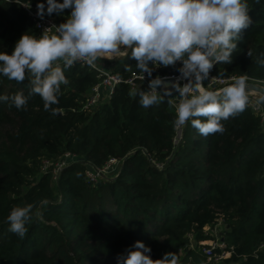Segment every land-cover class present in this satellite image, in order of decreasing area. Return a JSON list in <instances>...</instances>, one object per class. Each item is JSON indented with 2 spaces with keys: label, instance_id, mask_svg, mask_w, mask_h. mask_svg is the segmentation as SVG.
I'll list each match as a JSON object with an SVG mask.
<instances>
[{
  "label": "trees",
  "instance_id": "16d2710c",
  "mask_svg": "<svg viewBox=\"0 0 264 264\" xmlns=\"http://www.w3.org/2000/svg\"><path fill=\"white\" fill-rule=\"evenodd\" d=\"M23 1L47 2L0 0V52L11 54L23 34H42ZM248 3L252 24L232 63L217 64L212 73L246 74L264 85V67L256 62L264 53V0ZM64 12L70 15L69 9ZM97 63L109 68L111 60ZM135 64L129 55L110 68L128 78L140 74ZM177 69L157 67L152 77ZM98 74L80 63L66 69L69 83L61 86L55 116L38 95L29 98L26 110L0 101V264H117L137 240L151 248L152 259L175 252L179 264H215L201 241L217 238L231 252L217 264H264L261 116L249 107L222 122L223 134L208 137L189 123L175 146V106L165 97L141 107L137 91L146 90L143 80L135 78V88L122 82L111 98L84 108ZM20 90L28 94L27 79L17 83L0 74V96ZM66 152L80 160L65 166L57 179L52 166L42 169L44 160L53 165ZM109 158L122 160L117 175L90 182L86 162L102 167ZM45 198L50 203L43 220L34 215L23 239L9 231L6 218L14 206L34 203L38 209Z\"/></svg>",
  "mask_w": 264,
  "mask_h": 264
},
{
  "label": "clouds",
  "instance_id": "9594fccd",
  "mask_svg": "<svg viewBox=\"0 0 264 264\" xmlns=\"http://www.w3.org/2000/svg\"><path fill=\"white\" fill-rule=\"evenodd\" d=\"M37 9L43 18L45 4ZM65 9H71L65 22L45 28L39 37L23 34L11 54L0 52V74L17 83L28 80L27 95L20 90L0 96V101L26 110L29 98L38 95L44 110L55 116L61 86L69 83L66 69L77 62L95 68L100 59L130 55L141 78H150L149 90L137 91L140 106L149 108L169 97L178 128L190 123L201 136L223 134V121L264 105V91H254L246 74L231 77L218 90L205 87V81L216 79L210 78L215 65L232 63L244 30L252 24L248 0H47V15ZM247 55L252 57V50ZM256 62L264 67V53ZM177 63L178 78H151L154 68ZM173 92L179 96L173 98ZM49 203L45 198L38 209L34 203L14 206L6 218L9 231L23 239L28 222L34 215L43 220ZM133 249L118 256L117 264H179L175 252L152 259L151 248L139 240Z\"/></svg>",
  "mask_w": 264,
  "mask_h": 264
},
{
  "label": "built area",
  "instance_id": "2783aa9c",
  "mask_svg": "<svg viewBox=\"0 0 264 264\" xmlns=\"http://www.w3.org/2000/svg\"><path fill=\"white\" fill-rule=\"evenodd\" d=\"M41 3L45 4V15L43 16V18L37 15V12H38L37 5L39 3L34 4L31 2H24V1L20 3L21 7L25 10L27 15L31 18L32 22L34 23L35 27L38 29L40 33H42L45 28H48L54 25L58 26L60 24L57 18L54 16V13L52 15H47V12H46L47 2H41ZM77 63L86 65L82 62H77ZM177 66L179 68L181 65L177 63ZM95 69L99 71V74H98L99 80L92 87L90 94L84 104V108L88 110H92L96 108L101 102L111 98L117 86L120 83L127 82L131 86V88H135L136 86L135 78L143 80L141 78L142 73L134 75L132 77L123 78L119 72L114 71V69L101 67L97 62H96ZM179 75H180L179 72L176 71V72L168 73L161 77L172 80V79L178 78ZM233 76H238V75H230V76L223 77V76H218V75L213 74L211 70L210 78L216 77V79L212 81H205V87L218 90L226 86V82H230V79ZM151 78H155V77H151ZM149 79L150 78L147 77V74H145V79L143 80L145 82V87H146L145 91L149 90L148 89ZM180 82L181 84H183L186 81L181 80ZM249 82L260 83L259 80L252 79V78H249ZM250 107L253 109L254 112H256L257 114L261 116V121L264 125L263 106L261 105L259 108H256L255 106H250ZM183 130H184V127L178 128L175 126V136L173 139L175 146L180 143L183 137ZM78 160H80V158L76 154L71 153V152H66L53 165L49 162V160H44L42 169L47 170L52 166L53 177L57 179L58 176L60 175V172L63 170L65 166L73 162H77ZM121 162H122L121 159L109 158L108 161L102 167H95L91 164L90 161H87L86 164L89 167L87 170L88 180L92 183H96L101 177L104 178L105 176L109 174H114V175L117 174L119 172ZM221 226H222V221L220 220L213 229L214 235L216 236L219 235ZM206 229H209V228L207 227ZM201 244L207 246V248L205 249V252L208 254V261L217 263L221 259L226 258L231 254L230 251H226L224 249L225 243L223 242V239L217 238V239L205 240V241H201ZM216 247L221 249L220 253L213 252V249Z\"/></svg>",
  "mask_w": 264,
  "mask_h": 264
},
{
  "label": "rangeland",
  "instance_id": "374dc122",
  "mask_svg": "<svg viewBox=\"0 0 264 264\" xmlns=\"http://www.w3.org/2000/svg\"><path fill=\"white\" fill-rule=\"evenodd\" d=\"M61 23H63V22H61ZM125 57H117V58H112V59H103V60H111V65H110V67H115V65L116 64H118V62L119 61H121V60H123ZM98 63H100V62H98ZM101 64V63H100ZM106 67H108V66H106ZM109 67V69H111ZM263 106V108H264V105H262ZM117 174H109V175H107V176H105L104 178H109V179H111V178H113L114 176H116ZM212 264H214V263H212ZM215 264H217V263H215Z\"/></svg>",
  "mask_w": 264,
  "mask_h": 264
},
{
  "label": "water",
  "instance_id": "95a60500",
  "mask_svg": "<svg viewBox=\"0 0 264 264\" xmlns=\"http://www.w3.org/2000/svg\"><path fill=\"white\" fill-rule=\"evenodd\" d=\"M70 10V13H71V9ZM249 84L251 85L252 89L256 92H260V91H264V85L258 83V82H249ZM179 94L176 93V92H173V98L175 97H178ZM169 98V97H167Z\"/></svg>",
  "mask_w": 264,
  "mask_h": 264
},
{
  "label": "crops",
  "instance_id": "0c3cea01",
  "mask_svg": "<svg viewBox=\"0 0 264 264\" xmlns=\"http://www.w3.org/2000/svg\"><path fill=\"white\" fill-rule=\"evenodd\" d=\"M54 16L57 18L58 21L61 22H65L67 17L69 16L67 13H65L64 11L62 13H60L59 15L54 13Z\"/></svg>",
  "mask_w": 264,
  "mask_h": 264
}]
</instances>
